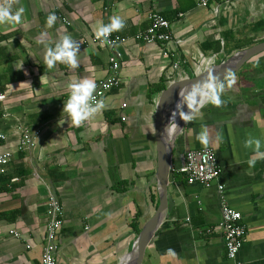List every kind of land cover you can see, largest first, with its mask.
<instances>
[{
  "label": "crops",
  "instance_id": "1",
  "mask_svg": "<svg viewBox=\"0 0 264 264\" xmlns=\"http://www.w3.org/2000/svg\"><path fill=\"white\" fill-rule=\"evenodd\" d=\"M8 2L25 11L23 23L0 24V79L6 92L0 101V133L6 136L0 151L13 154L9 183L3 184L0 171V264H42L50 193L65 210L62 264H124L140 233L132 224L136 213L142 229L160 204L161 116L198 75L216 72L236 52L264 42V29L253 30L264 19V0H217L206 7L199 0ZM155 11L172 25L174 39L167 45L134 38L149 27ZM51 12L58 18L48 28ZM113 15L126 21L114 33L128 38L117 46L121 85L108 93L100 112L77 126L63 111L68 84L106 77L112 50L94 40V29ZM65 33L80 43L79 66L57 62L49 68L47 44ZM222 81L225 103L202 107L175 141L167 181L174 204L142 264H230L217 231L224 205L241 211L247 226L240 260L264 264V158L251 165L253 149L244 145L249 134L264 138V51ZM20 124L40 131L29 150L20 148ZM202 126L209 133L206 145L197 139ZM204 147L215 150L221 177L210 186L189 184L180 172L186 153Z\"/></svg>",
  "mask_w": 264,
  "mask_h": 264
},
{
  "label": "built area",
  "instance_id": "2",
  "mask_svg": "<svg viewBox=\"0 0 264 264\" xmlns=\"http://www.w3.org/2000/svg\"><path fill=\"white\" fill-rule=\"evenodd\" d=\"M217 0H199L201 6H208L210 3ZM150 25L149 27L137 33L134 38L136 41L145 43H170L174 39L172 25L168 19H166L159 12H151L149 14ZM94 40L104 47L110 48L111 55L109 56V67L107 75L104 79L97 82L96 97L106 101V97L109 92L115 88L120 87V67H121V53L117 50V46L120 43L128 41L127 37L121 36L116 33H111L109 40L111 43L102 44L99 39L94 37ZM176 64L175 66H177ZM6 99V92L2 90L0 79V101ZM126 107V104H123ZM2 113L0 112V119ZM123 120L126 117H122ZM18 130L21 133L20 148L31 149L35 146L37 139L40 135V131L33 132L28 131L23 125H18ZM6 138L5 134L0 133V144L2 140ZM11 151H0V171L2 173L7 172V165L12 159ZM189 184H201L204 186H210L218 182L222 174V168L220 167L217 159V154L213 148L204 147L188 150L185 157V164L180 169ZM16 180V179H14ZM218 188L224 190V185L218 183ZM65 210L60 199L54 194L50 193L47 209V225L45 232V243L42 251L41 262L47 264V258L51 257L52 264H62L59 261L58 253L60 249L59 237L61 234L62 226L64 223ZM214 227L208 228L207 232H214ZM217 231L222 232L225 247L227 249V257L230 260V264H244L239 258V254L244 244L245 236L247 235V226L243 222V215L241 211L234 209L228 205H224L222 212V220L217 227ZM11 233L15 236H20L17 230H11Z\"/></svg>",
  "mask_w": 264,
  "mask_h": 264
},
{
  "label": "clouds",
  "instance_id": "3",
  "mask_svg": "<svg viewBox=\"0 0 264 264\" xmlns=\"http://www.w3.org/2000/svg\"><path fill=\"white\" fill-rule=\"evenodd\" d=\"M24 8L13 9L11 2L0 3V24H21L23 23ZM55 12L48 14L46 26L51 28L57 21ZM125 19L119 15L110 17L108 23L99 22L95 29V36L102 44L111 43L109 37L114 31H120L125 27ZM47 32L41 33V43H45ZM80 52V43L73 38L70 33L63 34L54 44H47L45 62L49 68L54 67L57 62L68 65L70 68L79 66L78 53ZM234 83V78L230 81ZM98 85L95 79L82 78L73 80L68 84V98L64 101L63 111L68 114L75 125L79 126L87 120L93 118L105 107V101L97 99L95 93ZM225 89V83L214 74L207 75L202 81L195 82L189 91L182 96L172 112L171 120L175 121L177 115L184 121H191L196 113L207 104L221 106L225 103L222 94ZM187 106V111L184 110ZM172 128L177 124L173 123ZM197 139L203 144L209 143V133L207 126H202V130ZM246 148L253 149V156L249 163L254 165L258 158H264V138L249 134L244 141ZM47 264H52L51 257L47 258Z\"/></svg>",
  "mask_w": 264,
  "mask_h": 264
},
{
  "label": "water",
  "instance_id": "4",
  "mask_svg": "<svg viewBox=\"0 0 264 264\" xmlns=\"http://www.w3.org/2000/svg\"><path fill=\"white\" fill-rule=\"evenodd\" d=\"M264 51V42L253 45L247 49L236 52L227 59L216 72H205L198 75L191 83L183 90V92L167 107L164 114L161 116L157 126V141H158V168L157 179L159 187L160 204L152 215V217L144 224L140 233L136 237L131 251L127 256L124 264H142L146 249L153 242L158 230L162 226L168 211L174 204L172 196L167 191L168 174L172 164V153L175 147V141L180 134L182 126L186 121L177 115L176 120H171L172 112L176 108V104L182 99V96L190 90L191 86L202 81L207 75L214 74L220 80H224L248 61L253 56ZM184 110L187 111V106L184 105ZM173 123L177 124L176 128H172Z\"/></svg>",
  "mask_w": 264,
  "mask_h": 264
},
{
  "label": "trees",
  "instance_id": "5",
  "mask_svg": "<svg viewBox=\"0 0 264 264\" xmlns=\"http://www.w3.org/2000/svg\"><path fill=\"white\" fill-rule=\"evenodd\" d=\"M262 29H264V19L258 20L255 23L254 27H253L254 31H259V30H262ZM253 43H254L253 41L250 42V44H253ZM3 175H4V179L2 180L3 184L9 183L11 181V179H12V175H8L7 173H5ZM157 206H158V204H157ZM139 216H140V213L137 212L136 216L134 218V221L132 222V224L134 225L135 230H137V233H139L140 230H141V228L139 227V222H138Z\"/></svg>",
  "mask_w": 264,
  "mask_h": 264
},
{
  "label": "rangeland",
  "instance_id": "6",
  "mask_svg": "<svg viewBox=\"0 0 264 264\" xmlns=\"http://www.w3.org/2000/svg\"><path fill=\"white\" fill-rule=\"evenodd\" d=\"M247 67V64L244 66V69Z\"/></svg>",
  "mask_w": 264,
  "mask_h": 264
}]
</instances>
